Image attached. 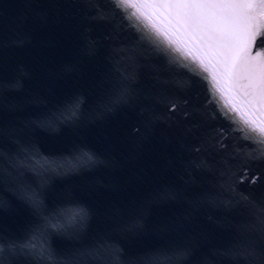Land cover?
Instances as JSON below:
<instances>
[{"label":"water","instance_id":"water-1","mask_svg":"<svg viewBox=\"0 0 264 264\" xmlns=\"http://www.w3.org/2000/svg\"><path fill=\"white\" fill-rule=\"evenodd\" d=\"M174 2L94 0L101 19L90 0H0V239L40 223L34 191L48 213L85 210L49 234L77 264H236L238 242L260 246L241 196L264 204V98ZM247 57L264 61L261 28Z\"/></svg>","mask_w":264,"mask_h":264},{"label":"snow or ice","instance_id":"snow-or-ice-1","mask_svg":"<svg viewBox=\"0 0 264 264\" xmlns=\"http://www.w3.org/2000/svg\"><path fill=\"white\" fill-rule=\"evenodd\" d=\"M97 8V15L103 19V10ZM128 0H111L112 6L121 12H127L124 5ZM175 9L177 15L190 27L207 33L211 44L219 49L225 64V70L234 74H240L248 81V86L264 98V61L259 65L249 62L247 57V44L257 35V28L264 30V24L257 21V11L264 16V0L258 4L253 0H175L166 5ZM127 18V17H125ZM146 36H151L145 30ZM243 43L244 55H239V45ZM119 96L116 99L122 100ZM175 107V106H173ZM253 159L264 160V144L252 141ZM39 159V157H37ZM91 160V157H88ZM44 167H57L54 163H45ZM242 182V179H241ZM255 182V181H252ZM231 190V189H230ZM22 198L27 200L40 223L30 230L28 235L17 241L5 242L0 239V264H10L7 255L26 256L31 264H77L70 257H58L53 250L49 234L50 232L63 233L69 227H75L86 218V212L82 208L54 211L48 213L44 210L43 202L37 192L24 191ZM241 199L251 206L254 223L251 230L258 231L261 236V244L258 247L252 241L241 240L234 246L233 258L236 264H264V204L250 200L246 196ZM149 264H171L167 254H158Z\"/></svg>","mask_w":264,"mask_h":264}]
</instances>
